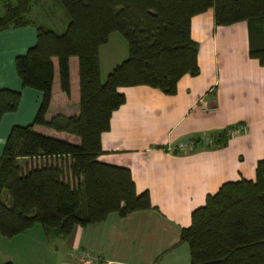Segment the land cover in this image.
Wrapping results in <instances>:
<instances>
[{
    "label": "trees",
    "instance_id": "16d2710c",
    "mask_svg": "<svg viewBox=\"0 0 264 264\" xmlns=\"http://www.w3.org/2000/svg\"><path fill=\"white\" fill-rule=\"evenodd\" d=\"M38 1L0 0V31L31 24L27 14ZM58 2L67 18L63 31L37 25L36 43L14 60L21 85L41 91L42 101L31 124L10 128L0 155V235L6 238L36 224L46 238L67 236L75 225L103 221L110 213L122 217L153 207L147 192L135 191L127 167L97 159L103 151L101 134L109 129L112 112L125 102L119 87L147 85L171 95L182 76L199 73L198 43L190 32L194 15L212 8L217 26L244 21L248 55L264 67V0ZM113 32L125 39L128 55L102 81L99 48ZM72 56L78 59L79 114L47 120L54 76L51 58L58 61L60 89L69 95ZM20 97L18 90L0 89V120L17 110ZM35 124L72 134L79 143L35 132ZM237 125L210 134V144L203 145L198 136L189 138L193 147L172 152L220 145ZM43 156L68 157L70 163L66 168L44 163L26 170L20 163ZM179 239L188 244L192 264H264L263 162H258L254 179L227 181L209 194L192 210L191 223L181 229Z\"/></svg>",
    "mask_w": 264,
    "mask_h": 264
},
{
    "label": "crops",
    "instance_id": "0c3cea01",
    "mask_svg": "<svg viewBox=\"0 0 264 264\" xmlns=\"http://www.w3.org/2000/svg\"><path fill=\"white\" fill-rule=\"evenodd\" d=\"M43 3L58 4V0L33 2L27 14L31 24L0 31V89L21 93L17 110L1 117L0 155L10 128L31 124L42 101L41 91L21 85L14 60L36 43L37 25L50 27L35 19L33 6ZM63 17V24L67 23ZM190 32L198 43L199 73L182 76L171 95L147 85L119 87L125 102L112 112L110 127L101 134L103 151L97 159L127 167L135 191L147 192L153 207L122 217L110 213L103 221L75 225L69 235L55 236L59 241L55 249H68L64 264H75L70 252L78 248L97 254L103 264H192L188 244L179 239L181 229L191 223L192 210L224 182L254 179L259 161L264 176V67L248 55L246 23L217 26L210 8L191 18ZM105 45L99 48L102 81L106 73L103 76L100 53ZM51 61L54 76L45 118L78 115V59L69 58V95L60 89L57 58ZM237 124L246 126L245 131L220 145L183 153L166 149ZM33 130L79 143L72 134L43 125L35 124ZM20 163L24 170L44 163L66 168L70 159L43 156L23 158ZM55 239L46 238L38 224L11 238L0 235V262L43 264L56 252L50 248Z\"/></svg>",
    "mask_w": 264,
    "mask_h": 264
},
{
    "label": "rangeland",
    "instance_id": "374dc122",
    "mask_svg": "<svg viewBox=\"0 0 264 264\" xmlns=\"http://www.w3.org/2000/svg\"><path fill=\"white\" fill-rule=\"evenodd\" d=\"M33 12L37 17L35 18L36 21H40L42 24H46L58 32L63 31V29L65 28L66 23L63 24V18H65L63 16L65 14L59 2L58 4H53V5L51 4L48 5L47 3L35 4L33 6ZM62 24L63 26L61 28ZM127 55H128V50L125 39L118 32L111 33L109 42H107V44L101 49V53H100L101 70L103 76L105 73H106L105 75H107V73L111 70V68L117 63L121 62L123 59H125ZM4 198L6 197L4 196ZM8 201L9 199L7 198V202ZM50 238L55 239V236H51ZM58 244L59 241L57 239L50 242L51 250L53 252L54 251L56 252L53 253V256L49 260L44 261L43 264H64L65 261L68 262L69 260V256L67 252L68 249L66 250V248H63L64 246H61L59 250H56L55 247ZM70 258L72 259V262L76 260L71 256ZM75 262H77V260Z\"/></svg>",
    "mask_w": 264,
    "mask_h": 264
},
{
    "label": "built area",
    "instance_id": "2783aa9c",
    "mask_svg": "<svg viewBox=\"0 0 264 264\" xmlns=\"http://www.w3.org/2000/svg\"><path fill=\"white\" fill-rule=\"evenodd\" d=\"M246 126H244L243 124H239L236 127H234L233 129L229 130V134L231 135H235L238 133H241L243 131H245ZM200 142L203 145L206 144H210L213 142V137L211 135H203L200 137ZM195 144L193 139H187V140H183V141H178L175 144H171L167 146V150L169 151H173V150H182L185 151L191 147H193V145ZM70 256L74 259H76L79 262H75V264H103V262H101V259L98 255L91 253L88 250L85 249H74L71 253Z\"/></svg>",
    "mask_w": 264,
    "mask_h": 264
}]
</instances>
